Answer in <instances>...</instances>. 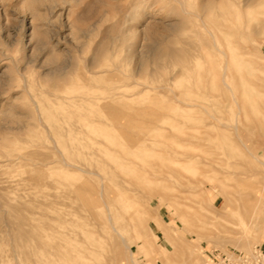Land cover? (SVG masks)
<instances>
[{"label": "rangeland", "instance_id": "1", "mask_svg": "<svg viewBox=\"0 0 264 264\" xmlns=\"http://www.w3.org/2000/svg\"><path fill=\"white\" fill-rule=\"evenodd\" d=\"M241 141L264 161V0H0V264L45 256L38 235L83 264L262 247Z\"/></svg>", "mask_w": 264, "mask_h": 264}, {"label": "bare ground", "instance_id": "2", "mask_svg": "<svg viewBox=\"0 0 264 264\" xmlns=\"http://www.w3.org/2000/svg\"><path fill=\"white\" fill-rule=\"evenodd\" d=\"M212 3V4H211ZM210 3V5H208L209 8H212L214 7V1H212ZM230 3V2H229ZM218 10L220 9V7H217ZM261 8V7H260ZM224 9V8H223ZM221 10V9H220ZM206 11V9H205ZM250 11V10H249ZM257 11V10H256ZM232 12V10H231ZM253 13V12H252ZM248 17V16H247ZM230 19V18H229ZM248 20V19H247ZM254 23V22H253ZM251 35V34H250ZM217 43V42H216ZM197 46V45H196ZM199 48V47H198ZM162 54L164 53V55H169L171 56L172 58H174L176 61L180 62V64H182L183 66L185 67H188L189 65V56H190V53L187 49H181V50H165V51H162L161 52ZM160 53V54H161ZM161 54V55H162ZM207 58V57H206ZM229 61V60H228ZM174 62V61H173ZM262 63V62H261ZM144 64L141 65V70L143 71L144 70ZM226 68V69H225ZM227 70V67L224 66V72H223V76H222V82H223V85H227L226 83V77H227V73L225 72ZM53 71V70H52ZM261 73V72H260ZM259 75V74H258ZM261 75V74H260ZM247 76V75H246ZM261 77H263L261 75ZM258 78V77H257ZM240 80V79H239ZM249 80H251V78H249ZM252 81H253V78H252ZM241 82V81H240ZM257 83V82H255ZM259 83V82H258ZM245 84V83H244ZM260 85V84H259ZM202 86V85H201ZM58 88V86H57ZM203 89V88H202ZM229 89V88H228ZM95 90V89H94ZM121 90V89H120ZM98 92V91H96ZM213 92V91H212ZM210 93V92H209ZM215 93V92H214ZM212 94V93H211ZM216 95V94H215ZM241 95V94H240ZM244 95V93H243ZM261 96V95H260ZM255 97V96H254ZM258 97V96H257ZM242 98V96H241ZM256 98V97H255ZM127 99V98H125ZM257 99V98H256ZM128 100V99H127ZM197 101V100H196ZM200 101V100H199ZM214 102V101H213ZM203 103V102H202ZM85 104V103H84ZM216 104V103H215ZM256 105V103H255ZM218 106V105H217ZM200 108L201 106L197 105L195 106V108ZM221 107V106H220ZM202 108V107H201ZM254 108V107H253ZM252 109V108H251ZM215 110V109H214ZM202 113V112H201ZM217 113V112H216ZM222 113V112H221ZM252 113V112H251ZM250 113V114H251ZM260 113V112H259ZM253 114V113H252ZM255 115V113H254ZM253 115V116H254ZM202 116V115H201ZM164 117V116H163ZM221 117V116H220ZM203 118V117H202ZM213 119L217 120L218 121V118L215 117V116H212ZM255 119V118H254ZM246 122V120H245ZM206 129H211L210 127L212 128H219L217 127L216 125H214L213 123H206L205 125ZM242 127V126H241ZM229 128V127H228ZM244 128V126H243ZM249 128V127H248ZM230 129V128H229ZM247 129V128H246ZM240 131V129H238V127L235 126L234 128V131L237 133V131ZM248 131V130H247ZM216 132V131H215ZM242 132V131H241ZM250 132V131H249ZM196 136H198V134L200 133L199 131L196 132ZM239 134V133H238ZM228 135V134H226ZM240 135V134H239ZM242 135V134H241ZM236 136V134H235ZM209 137V134H208V131L203 135V138H205L206 140L208 139ZM237 137V136H236ZM222 138V137H221ZM227 138V137H226ZM250 140V139H249ZM228 141H231V140H228ZM255 143V142H254ZM234 145V144H233ZM235 147V146H234ZM240 147H241V153L243 156H240V157H246L247 159H251V161L248 163H246L244 166L242 165H234V167H242V168H239V170L241 169L242 170H248L251 172V179H256L258 178L257 176L260 177V172H259V168H260V165H263L264 164V161L261 160L260 158V155H258L257 153H255L250 147L251 146H248L245 142L241 141V144H240ZM239 150V149H238ZM239 153V152H238ZM260 154V153H259ZM240 155V154H239ZM246 159V160H247ZM245 160V161H246ZM244 161V162H245ZM242 174H245L244 172H242ZM261 179V178H260ZM257 180V179H256ZM263 180H264V175H263ZM257 181L253 180V184H251L252 186H255L256 188V185H257ZM119 184V183H118ZM258 187V186H257ZM104 195V188L102 186L101 188V196ZM208 199L211 201V199L208 197ZM253 204V207H250V209L247 210V213H249V221H251V225L252 224H257L258 222V218H259V214H258V207L260 205L259 202L255 201V202H252ZM109 220H111V216L109 217ZM21 232V231H20ZM35 232V231H34ZM250 232H251V229H249V227H244L242 228V232H241V235L236 237L235 238V242H234V246L236 248H240V249H244V250H248L250 248ZM22 233V232H21ZM36 234V233H35ZM76 235H79L78 232ZM33 237L34 236V233L32 235ZM80 236V235H79ZM73 237V236H72ZM37 238V237H36ZM220 244H222V242H219ZM38 247L39 248H42V249H48L47 250V254L45 256H40V255H37L38 258L35 259L34 261V264H55L58 260L62 259L63 257H69L67 260V263L65 264H83L82 263V260L80 258V252L78 250H75V246L74 248H72L70 245H63L62 243L61 244H56V245H52L51 247L49 246L48 243L44 242L42 239H41V236L38 235ZM75 252L74 254L72 252Z\"/></svg>", "mask_w": 264, "mask_h": 264}, {"label": "built area", "instance_id": "3", "mask_svg": "<svg viewBox=\"0 0 264 264\" xmlns=\"http://www.w3.org/2000/svg\"><path fill=\"white\" fill-rule=\"evenodd\" d=\"M205 264H264V250L255 247L250 253L213 248L206 252Z\"/></svg>", "mask_w": 264, "mask_h": 264}, {"label": "crops", "instance_id": "4", "mask_svg": "<svg viewBox=\"0 0 264 264\" xmlns=\"http://www.w3.org/2000/svg\"><path fill=\"white\" fill-rule=\"evenodd\" d=\"M262 248H263V250H264V245H262Z\"/></svg>", "mask_w": 264, "mask_h": 264}]
</instances>
